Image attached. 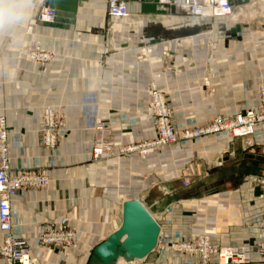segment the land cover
Segmentation results:
<instances>
[{"label":"crops","instance_id":"crops-1","mask_svg":"<svg viewBox=\"0 0 264 264\" xmlns=\"http://www.w3.org/2000/svg\"><path fill=\"white\" fill-rule=\"evenodd\" d=\"M106 1L0 0V11L22 16L0 24V113L20 139L9 150L10 166L42 168L50 177L47 187L11 197L14 233L31 244L37 229L62 220L78 229V248L63 256L33 247L35 264H101L94 247L120 228L123 202L136 199L158 224L157 241L146 256H118L115 264H200L168 242L203 231L217 244L253 242L264 189L246 180L251 172L264 176V125L248 138L203 136L150 151L144 160L115 154L93 161L94 118L85 115L83 97L95 95L87 106L109 120L115 145L154 135L150 81L166 93L178 127L256 106V87L264 83V7L257 3L264 0H233L230 17L192 23L158 0H127L128 16L111 17ZM42 3L55 9L52 23L33 21ZM208 39L216 42L211 55ZM33 42L53 53L49 64L17 53ZM208 75L214 92L205 96ZM43 105L67 127L53 150L39 142ZM181 167L188 171L182 176H197L188 187L176 173Z\"/></svg>","mask_w":264,"mask_h":264},{"label":"built area","instance_id":"built-area-1","mask_svg":"<svg viewBox=\"0 0 264 264\" xmlns=\"http://www.w3.org/2000/svg\"><path fill=\"white\" fill-rule=\"evenodd\" d=\"M233 0H158L162 7H173L177 13L186 16L193 22L204 18L230 17L233 13ZM106 13L115 18L128 16L127 0H107ZM56 13L48 5L40 6L37 20L41 23H52ZM209 50L213 52L216 42L211 41ZM36 44V45H35ZM26 46V47H25ZM24 46L22 53L29 61L39 65H47L53 59V53L42 49L37 43ZM145 55V54H144ZM204 87L212 95L210 77H204ZM147 108L152 117L154 135L138 142L115 145L111 136V125L107 118L101 117L98 108H88L89 103L96 101L95 95H85L84 113L93 116V139L90 147V157L97 161L103 157L115 154L129 156L136 154L144 160L150 151L169 147L175 144L191 142L203 136L227 134L231 137L248 138L255 135L257 127L264 125V83L256 87L257 105L234 113L231 116L216 115L201 125L178 127L174 120L173 109L166 99V93L154 81L147 85ZM4 115H0V232L3 240L0 242V264H35L31 256V244L24 237L13 233L11 219V197L22 190L42 189L49 185L48 173L24 167L13 170L9 162V150L18 147L19 137L8 129ZM60 116L48 105L41 108L39 114V134L41 144L53 150L66 132V125ZM182 171V170H181ZM182 178L184 187L195 181V176L188 174ZM253 184L264 188V177L253 175L249 177ZM257 238L251 243L217 244L211 236L203 231L190 238H177L168 242L169 249L183 257L194 259L200 264H264V216L257 219ZM79 237L75 226H68L62 220H54L43 227L34 238L36 247L59 249L63 255L77 249Z\"/></svg>","mask_w":264,"mask_h":264},{"label":"water","instance_id":"water-1","mask_svg":"<svg viewBox=\"0 0 264 264\" xmlns=\"http://www.w3.org/2000/svg\"><path fill=\"white\" fill-rule=\"evenodd\" d=\"M159 226L143 204L126 200L122 205V224L93 249L101 264H112L118 256H146L155 246Z\"/></svg>","mask_w":264,"mask_h":264},{"label":"rangeland","instance_id":"rangeland-1","mask_svg":"<svg viewBox=\"0 0 264 264\" xmlns=\"http://www.w3.org/2000/svg\"><path fill=\"white\" fill-rule=\"evenodd\" d=\"M258 5H260L261 7H264L263 5V3H261V4H259V2L257 3ZM42 5H48V4H45V3H42L40 6H42ZM48 6H50V5H48ZM50 7H52V6H50ZM53 8V7H52ZM54 9V8H53ZM39 10H40V7L38 8V11H37V15H38V12H39ZM54 11H55V9H54ZM176 11V10H175ZM55 13H56V11H55ZM37 15H36V17L33 19V21L34 22H39V20H37ZM184 16V19H185V21H187L188 23H192L193 21H189L188 19H186V16L185 15H183ZM224 18H227V17H224ZM55 20V19H54ZM41 23V22H40ZM43 24H45V23H43ZM47 24V23H46ZM212 40H210V39H208V41H207V47H208V53H209V55H211L212 53H214V51L213 52H211L210 50H209V46L211 45V42ZM33 43H36V42H33ZM40 47H41V45L39 44V43H37ZM36 45V44H35ZM26 47V46H25ZM42 49H44L43 47H41ZM24 49V47L19 51V52H17L18 54H21L22 56H24L25 58H26V56L24 55V53H22V50ZM216 49V48H215ZM44 50H46V51H49V50H47V49H44ZM51 52V51H50ZM141 55H144V54H142L141 53ZM53 60V59H52ZM32 62V61H31ZM33 63V62H32ZM36 64V63H35ZM39 65V64H38ZM209 76V75H208ZM207 77V76H206ZM203 82V85H204V81H202ZM261 83H263V82H261ZM211 87V86H210ZM205 90V87L203 86V95L205 94V92L207 93V91H204ZM257 94V93H256ZM257 96V95H256ZM203 98H205L204 96H203ZM83 99H84V101H85V98L83 97ZM205 99H209V98H205ZM43 106H45V105H43ZM43 106H41V108L43 107ZM48 106H50V105H48ZM51 107V106H50ZM54 111H55V115L57 116H60L61 117V115L59 114V112L57 111V110H55L53 107H51ZM41 110V109H40ZM0 115H4V114H2V113H0ZM4 117H5V115H4ZM61 119L62 120H64L62 117H61ZM6 120V119H5ZM63 122H65V121H63ZM6 123H7V120H6ZM65 125H66V123H65ZM199 125H201V124H199ZM39 126H40V123H39ZM93 131V130H92ZM66 132H67V127H66ZM66 132H65V134H66ZM65 136V135H64ZM39 142H40V144H41V141H40V134H39ZM182 144V143H181ZM58 145V144H57ZM41 146L44 148V149H46V150H50V149H48V148H46L44 145H42L41 144ZM91 147V146H90ZM55 149V148H54ZM90 152V151H89ZM12 168V167H11ZM28 168H32L33 169V167H28ZM13 169V168H12ZM16 169H22L21 167L20 168H16ZM36 169H40V170H42V171H44L42 168H36ZM13 170H15V169H13ZM182 170V171H181ZM179 171H181V172H183V171H187V169L185 168V167H181L180 169H178L177 170V174H178V176H181V177H184V176H182L180 173H179ZM45 172V171H44ZM188 172V171H187ZM47 173V172H46ZM197 173H199L198 171H197ZM197 173H196V175H197ZM191 175L193 174V173H190ZM251 174L252 175H257V176H263L261 173H257V172H251ZM186 175H188V174H185V176ZM193 176V175H192ZM197 177V176H196ZM250 177V176H249ZM247 178L248 180H246V183H250V184H252L250 181H249V179L250 178ZM264 177V176H263ZM181 179V181H182V178H180ZM240 179V178H239ZM242 179V178H241ZM240 179V180H241ZM233 184V183H232ZM242 184V183H241ZM239 185H240V181H239ZM258 187H260V186H258ZM261 188V187H260ZM30 189V188H29ZM31 189H33V188H31ZM262 190L264 189V188H261ZM16 194V193H15ZM70 226H72V225H70ZM76 228V227H75ZM76 230H78L77 228H76ZM39 231L40 230H38L37 229V231H36V233H35V236H36V234H38L39 233ZM1 233V232H0ZM13 233H14V231H13ZM2 234V233H1ZM78 234V233H77ZM14 235H16L15 233H14ZM16 236H19V235H16ZM35 236H34V238H35ZM20 237H23V236H20ZM79 237V236H78ZM2 240H3V237H2ZM34 240V239H33ZM79 243V242H78ZM31 247L33 248V247H35V248H37V249H40V247H36L35 246V243H31ZM77 248H78V245H77ZM41 249H43V248H41ZM58 251L60 252V250L58 249ZM62 255H63V253H61ZM70 254H71V252H70ZM69 254V255H70ZM63 256H65V255H63ZM127 258V257H126ZM35 261V260H34ZM116 260H114V262H115ZM112 263V264H115V263Z\"/></svg>","mask_w":264,"mask_h":264},{"label":"clouds","instance_id":"clouds-1","mask_svg":"<svg viewBox=\"0 0 264 264\" xmlns=\"http://www.w3.org/2000/svg\"><path fill=\"white\" fill-rule=\"evenodd\" d=\"M22 16L12 12L11 10L0 11V24L4 22H12L21 19Z\"/></svg>","mask_w":264,"mask_h":264},{"label":"bare ground","instance_id":"bare-ground-1","mask_svg":"<svg viewBox=\"0 0 264 264\" xmlns=\"http://www.w3.org/2000/svg\"><path fill=\"white\" fill-rule=\"evenodd\" d=\"M258 84V83H257ZM147 110L149 111V109L147 108ZM150 213V212H149ZM118 263V262H117ZM118 264H128V262L125 261V259H123L120 263Z\"/></svg>","mask_w":264,"mask_h":264}]
</instances>
